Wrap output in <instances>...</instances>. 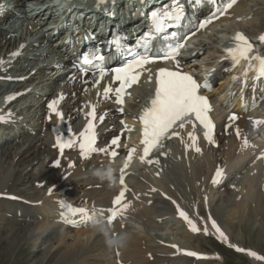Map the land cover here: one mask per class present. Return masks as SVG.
I'll return each instance as SVG.
<instances>
[{"label":"bare ground","instance_id":"obj_1","mask_svg":"<svg viewBox=\"0 0 264 264\" xmlns=\"http://www.w3.org/2000/svg\"><path fill=\"white\" fill-rule=\"evenodd\" d=\"M26 1L9 0L7 5L20 2L23 6L28 7L29 4ZM259 1L239 0V3L231 8L224 18L213 22L204 31L198 43L192 42L195 43V54L192 60L201 59L204 54H210L215 62H219L220 45L231 39L235 30H241L252 35L255 39L263 34L264 28L258 23L264 20V9L259 7L251 13L248 9L251 2L260 5ZM151 3L157 4V0H152ZM122 5L125 7L126 4ZM127 6L132 5L128 3ZM12 8L9 7V9ZM41 11L43 12L44 9H40ZM235 22L238 23L235 25ZM13 23L8 30L0 29V101L4 100L3 106L0 108V117H3L0 119V194H15L19 196V199L0 198V218H2L0 234L3 231H10L8 227L12 225V221L18 222L19 219H22L24 225L20 230L33 233L45 226L57 229L58 220L66 221V223L62 222V225L67 227V231L55 240L49 258L46 259V263L40 262L41 264H191L190 262L184 263L188 259L183 257L180 252V249L184 247L193 248L191 243L183 245L180 238L163 239L160 232L156 231V229L166 228L167 215L173 216L178 224L189 225L188 222H184L176 216L175 203H178L188 210L189 219L200 229L199 232H196L191 227V237H186L197 238L198 233H201L204 236L210 235L221 239L219 233L211 225V220H215L216 213L207 216V221L200 219L193 211L192 200H195L199 195L204 199L208 189L218 185L217 183L213 185L211 182L214 178L216 179L217 168L223 167V165H219L223 158H219L217 154L222 150V147L225 148L226 158L224 161L227 160L228 166L238 165L240 160L242 162V159L249 157L246 155L242 159H237L245 148L248 150L250 148L248 152L245 150L247 154L258 153L262 141L257 142L251 139L257 127L253 126L250 118L263 119L264 107H257L253 112H249L251 115L253 114L250 118H248L249 113L243 117V113L240 112L236 124L232 121L230 125L229 121L225 119L221 126V121H219L216 136L213 138L215 142L219 143L217 149L215 143L200 141L198 147L202 149V152L197 153L193 149H186L181 139L177 138L169 145L171 153L166 149L163 153L167 154L162 153L153 159L152 164L134 160V166L138 165L140 168L130 174L126 180L127 193L122 201V204H129V207L123 211L122 216L117 217L113 224L109 225L106 221L107 211L101 214L99 210H107L113 204L115 195L120 188L117 177L120 166L117 164V158L112 160L108 157L111 150L108 143L112 137L118 135V131L122 127L120 119L133 117L134 113L138 111L145 96L149 93L150 82H142L139 85L137 94L129 98L125 112L122 114L119 106L115 105L110 98H105L102 93L106 83L110 81L109 78L100 80L97 88L91 89L92 86L94 87L97 77L92 83L80 78L73 71H70L73 72V75L62 74L71 65V62L64 63L63 59H55L53 56L54 53L58 55L63 53L65 45L62 44V41H58L55 47L51 44L43 46L44 37L34 33L30 23ZM217 25L225 27L221 32L216 30L211 35V29ZM20 31L26 32V35H22V33L20 35ZM28 32L30 35H35L30 43H26ZM13 33H18L19 38L16 34L14 39ZM205 33L208 35L206 34V36ZM9 35L11 36L8 37ZM160 66L161 63L154 64L145 69L143 73L148 76L153 69H158ZM175 66L177 67V63ZM179 67L192 68L193 65L189 61H180ZM231 76L230 74L217 79L214 93L219 94L221 98L228 95L229 91L226 89ZM6 78H12L13 82L8 84ZM33 83L35 86L30 92L25 93L21 98L9 100L11 95L22 92ZM85 86L89 89L87 88L88 91L84 96L82 91ZM261 86L262 83L258 88L259 91ZM39 89L40 93L37 91ZM74 92L77 97L72 96ZM61 94L64 98L59 100ZM5 95L7 97H4ZM27 96L31 99L25 100ZM53 99L61 101L58 108L65 110L67 119L71 121L75 133L83 131L90 119L87 113L91 110L92 105H96L97 119L95 123L99 126L101 144L97 148H107L109 151L105 156L103 155L105 152H97L85 158L81 156V150L78 147H74L63 156L58 154L50 137L51 121L46 120L50 114L47 107L48 101ZM223 101L227 102L225 99ZM239 107L240 104L235 109ZM18 108L17 114L24 115L22 119L14 114ZM31 111L35 112L36 120L34 122L26 120L30 117L29 112ZM100 116L104 117L103 121L99 119ZM51 118L55 121L56 116L51 115ZM103 126L109 130L102 132ZM226 126H230L231 130L236 129L235 127L239 128L240 137L234 131L229 132L226 136L223 133V128ZM181 136H184L185 140L187 139L186 132ZM131 137L134 142H138L135 135L132 134ZM245 137L254 142L243 146ZM126 142L125 133L123 139L118 143L120 151H123ZM47 157L50 159L45 163ZM56 158H60L61 163L59 166L53 167L52 162ZM255 159L257 161V158ZM156 160L159 163H156ZM35 165L41 166L37 173L31 172ZM47 168H50V181L48 182L45 181ZM110 171L111 176L108 175ZM23 174L25 177L21 179ZM251 176L255 179L254 175ZM21 181L31 183L29 197L25 196L27 195L25 191H13ZM255 181L257 182V180H253V182ZM223 182L224 177L219 186ZM252 185L254 191L250 195L248 194L251 196L249 202L237 205L238 208H234L235 210L230 215L234 218L233 215L242 211L239 215L242 220L257 227L261 235L264 236V182L252 183ZM235 189L226 187L228 194H232ZM62 199L69 205L82 206L90 211L95 209L92 222L84 223L81 219L79 227H71L68 220L81 215L70 217V213L67 212L68 204H64L63 207L60 204ZM198 214L203 215L201 209H198ZM129 219L140 223L145 232L133 227ZM205 225L208 228L207 232L204 231ZM221 231L227 237V240L221 239L226 245L237 243L231 236V231L222 227ZM173 245L177 247H173ZM199 250L202 251L201 248ZM220 253L222 260L193 262L195 264H226V256L223 252ZM261 256L263 255L261 254ZM247 257L252 260L253 264L264 262V260L253 256Z\"/></svg>","mask_w":264,"mask_h":264},{"label":"snow or ice","instance_id":"obj_2","mask_svg":"<svg viewBox=\"0 0 264 264\" xmlns=\"http://www.w3.org/2000/svg\"><path fill=\"white\" fill-rule=\"evenodd\" d=\"M99 2L103 3L106 2V0H99ZM212 2L215 4L216 0H212ZM222 3L223 7H217L216 13L213 14V18H218L220 15L226 14L236 3V0H222ZM182 16L183 8L179 5L174 10H163L160 12L153 11L151 14L153 28L157 32L161 31L169 21L179 20ZM210 22L211 19L205 20L199 25V27L203 28ZM259 42L260 44H264V34L259 37ZM180 47H182V45L172 48L169 52L162 54L161 56L142 55L139 52H130L129 54L133 57L131 60L120 67L110 70L114 74V82L118 81L119 86L115 89H113L111 85L106 86L103 93L105 98H110L109 94L114 91L117 103L123 105L126 89L138 82L141 70L144 69V66L156 59H175L179 53ZM225 52L227 54L225 59L229 60L234 68H239L245 77H248L249 74H251L252 78L255 80L264 78V51L259 50L257 44L251 41L244 33H236L233 38L232 46L227 47ZM95 59L96 61L102 62L104 58L103 56H99ZM176 63L177 68H179V62L177 61ZM83 65L84 66L81 70L85 74L89 71L88 66L94 67L95 70L99 72L100 79L95 82L96 85L100 83V80H102L109 71L102 63L94 62V59L91 56H85L83 58ZM149 80H151V76H149ZM209 87L210 85L207 82V78H205V81L201 83L198 82L191 74L184 73L179 70L171 71L167 68H160L158 70L154 95L139 115V120L142 124L141 144L143 145L142 155L139 158L142 162L152 164L154 161L150 157H152L153 154L160 153L165 146V141L170 140L173 137H179L181 142L185 144L186 149L194 148L197 153H201L202 149L197 146L198 138L194 132L197 123L202 126L204 136L207 138L209 143H215L213 139L215 125L209 115L211 105L208 97L203 95L201 91L202 89L207 90ZM63 98V94H61L59 100H62ZM57 105V99H53L48 103V108L50 110L49 119H51V115L54 113L59 116L61 122H63V113L58 110ZM120 111L123 113V107L120 108ZM87 116L90 117V119L79 135L73 134L68 138H64L59 134L57 135L56 146L59 147L61 153H63L65 148H72L77 144L81 150V156L85 158L89 157L92 153H107L109 151L107 148L100 149L96 147V124L94 123L97 119L96 105L91 106V110L87 113ZM236 118L235 114H233V116L229 119L235 120ZM0 119H3V117H0ZM99 119L103 121L104 117L100 116ZM250 121L253 126H264V120L250 118ZM189 124L193 126V130L187 131V139L185 140V137L181 136V130H184L186 125ZM54 130L59 131L58 129ZM236 135L238 137L241 135L239 128H236ZM119 139V137L114 138L111 144L118 146ZM247 145L248 140L245 137L243 140V146ZM134 152H136L135 147L129 150L128 161H126L124 168H122L120 172L119 183L123 185L125 189L127 187L124 180L126 175L125 169H127L128 163L132 159V153ZM163 154L166 155L167 153ZM110 155L114 158L117 156V152L112 150ZM155 162L159 163L158 160ZM54 163L59 166L60 161L57 160ZM157 175H159V173H157ZM221 175L222 170L218 169L216 177H220ZM213 182L219 181L214 178ZM152 190L155 191V189ZM124 196L125 191L121 190L113 200V207L107 210H99L101 214L105 211L109 213L106 217V221L109 225L113 224L117 217L122 216L123 211L129 207V204H122ZM61 204L62 207L65 206L64 202H61ZM177 209L179 211V215L188 220L192 230L199 232L200 229L191 219L188 218V214L182 209H179V205H177ZM72 211L74 213H80L83 222L88 223L92 222L96 210L93 209L90 211L87 208H75ZM212 225L216 228L220 238L227 240L225 233L219 229L215 220L212 221ZM204 231H208L207 225H205ZM173 247L177 246L173 245ZM237 250L241 252L246 251L243 248H237ZM248 251L251 256L264 260V256H259L254 251ZM187 254L191 256L199 255L196 252H188Z\"/></svg>","mask_w":264,"mask_h":264},{"label":"rangeland","instance_id":"obj_3","mask_svg":"<svg viewBox=\"0 0 264 264\" xmlns=\"http://www.w3.org/2000/svg\"><path fill=\"white\" fill-rule=\"evenodd\" d=\"M259 2L261 3L260 5H256L253 2L250 3L248 7L250 13L254 9L259 8V7L264 9V0H260ZM236 23L238 22H235V25ZM259 24L261 25L262 28H264V20L262 22H259L258 25ZM224 27H225L224 25L223 26L217 25L215 28L211 29L210 31L211 35H213L216 32V30L217 31L219 30L221 32L224 29ZM21 33L22 31L19 32L20 35ZM23 34L26 35V32L22 33V35ZM27 35L29 36L28 37L29 41H26V43H30L31 40L35 38V35H30L29 32ZM192 57L193 56H191V59H193ZM211 58H213L212 55H211ZM40 91L41 90L39 89L38 93H40ZM86 92H87L86 90H83V93H86ZM72 96L76 97V93L75 92L72 93ZM14 114H17V113L14 112ZM29 114H30V117H28L29 119L26 118V120L28 121L30 120L31 122H34L36 120V117H34L35 112L31 111L29 112ZM17 116H19V114H17ZM19 117L22 119L24 118V115H20ZM108 130L109 129L107 128V131ZM113 130H115L114 127H113ZM223 132L226 134V136L229 133L227 128L223 130ZM234 132H236V129H234ZM253 142H254L253 140H248V144H252ZM224 149L225 148L222 147V150L218 151L217 153L219 158H223L221 162H219V165L220 166L223 165L224 167L223 169H225L224 182L222 183L221 186H216L217 188L212 187L208 189L205 202H204V199L201 198L200 195L195 200L193 199L192 200L193 211L197 215H198V209L199 210L201 209L204 215L205 213L207 214L208 212L214 215L216 213L215 221L218 222V219H219L223 228H226L229 231H231L230 234L231 236H233L235 242L242 243L241 245L248 246L253 249L256 248L259 251H261V253L264 254V236L261 235L258 228L253 227L249 223L242 220V217L239 216L242 213V211L239 214L237 213L236 215H233L235 216L234 218L232 217V215H230L232 214L233 210H235L234 208H238L237 205L241 203L244 204V202L245 203L249 202L250 200L249 197H251L249 195L254 191L252 183L260 184L264 182V180L262 181V179H264L263 178L264 177V163L262 164L259 161L262 158L261 154L256 153V152H252V154H249V153L247 154L250 148L249 150L248 148H245L247 152L244 150L240 154V156L238 158L236 156V158L239 160L245 157L246 155H248L249 157L242 159V162L240 160V163L238 165L235 164V165L228 166L227 160L224 161V159L226 158V154H224L225 153ZM255 153L256 155L254 157ZM255 158H257V161H255L256 160ZM48 161H49V157L46 158L45 163H47ZM258 161L259 163H257ZM38 165H35V167L33 168V171L31 172L37 173L38 169L41 167V166L39 167ZM258 167H260V169H257ZM164 169L168 170L167 168H164ZM49 173H50V168H47L45 170V181L46 182L50 181ZM250 174L254 175L255 179ZM24 177H25V174L21 176V179ZM250 178H253V179L251 180ZM258 179H261V180H258ZM253 180H257V182L256 181L253 182ZM30 185L31 183L28 181L26 182L21 181L18 185L15 186V189H13V191H16V190L20 192L25 191L27 192V195L25 196L29 197L31 193V191L29 190ZM227 186L232 187L233 189L235 188L236 189L234 192H232V194H228L226 191ZM129 220H130V224L133 227H135L139 231L145 232L140 223L132 219H129ZM166 220H168V224L165 229L163 230L156 229V231L160 232V235L163 239L173 240L174 238H180L183 245L184 243L187 245L191 243L193 248L198 249L199 247V249L201 248L207 251H214L215 249L216 250L219 249V251L223 252L224 255L226 256V259H227L226 264H253L252 260H250L249 257H246L244 255L234 252L229 245L227 246L223 244L218 239H215L214 236H210V235L204 236L201 233H198L197 238L194 237L193 239H190L186 237V236L191 237L190 230L186 231L185 228L181 224H178V222L173 216L167 215ZM207 220L208 218L204 221H207ZM1 222H2V218H0V224ZM12 222H13L12 225L8 227L10 231L8 232L3 231L0 234V264H41L42 262L46 263V259L49 258L51 251L53 250L52 248L53 243L55 242V240H57V238H59V236L63 235L64 232L67 231L66 226L61 225L62 227H60L59 224H57L58 226L57 225L56 226H57V229L59 228V230L53 229L51 228V226L49 227L45 226L44 228H42L44 230L40 229L36 233H33L30 231L20 230L22 226H24L22 219H19L18 222L16 221H12ZM169 227H172V229H169ZM215 240H217L219 243H217ZM189 262L191 264H195V262L189 261V260H186L184 263H189Z\"/></svg>","mask_w":264,"mask_h":264},{"label":"clouds","instance_id":"obj_4","mask_svg":"<svg viewBox=\"0 0 264 264\" xmlns=\"http://www.w3.org/2000/svg\"><path fill=\"white\" fill-rule=\"evenodd\" d=\"M109 176H111V171L108 173Z\"/></svg>","mask_w":264,"mask_h":264}]
</instances>
